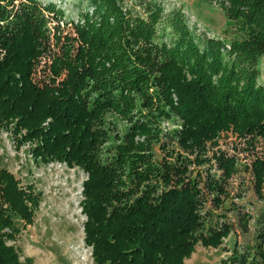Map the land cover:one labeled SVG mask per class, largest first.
I'll return each mask as SVG.
<instances>
[{"label": "trees", "instance_id": "trees-1", "mask_svg": "<svg viewBox=\"0 0 264 264\" xmlns=\"http://www.w3.org/2000/svg\"><path fill=\"white\" fill-rule=\"evenodd\" d=\"M88 1L92 11L61 42L49 27L51 15L64 16L59 6L0 0V128L18 149L32 144L35 161L88 174L82 207L95 264H185L197 245L218 248L232 233L227 221L209 225L212 212L204 208L225 202L239 159L222 149L208 156L209 145L223 132L252 144L264 130V87L255 65L264 57V0H219L240 30L228 42L196 37L180 11L166 15L157 2L142 16L121 0ZM165 17L173 25L168 40L158 27ZM47 54L50 73L41 80ZM109 112L129 128L122 136L117 130L115 151L105 157ZM174 117L179 126L166 137L179 148L162 136V121ZM157 143L165 153L160 160ZM193 162H213L217 171L210 166L195 174ZM262 166L254 169L258 190ZM40 204L38 193L0 169V264H32L9 241L21 232L15 217L33 225ZM222 264L260 262L235 252Z\"/></svg>", "mask_w": 264, "mask_h": 264}, {"label": "rangeland", "instance_id": "rangeland-1", "mask_svg": "<svg viewBox=\"0 0 264 264\" xmlns=\"http://www.w3.org/2000/svg\"><path fill=\"white\" fill-rule=\"evenodd\" d=\"M39 1L43 4L52 2L64 11V16L58 18L51 15L52 21L49 22L52 34L62 35L61 42L67 34L75 36L76 25L84 19V11L93 9L88 0ZM151 2L161 4L166 15L172 16L180 11L186 25L198 38L212 37L228 42L240 37L238 25L225 14L219 0H121L125 10L142 16L147 15V6ZM158 27L166 28L167 33L161 39L168 40L173 30L172 23L165 17ZM52 43L58 50L59 43L54 44V38ZM49 62L47 54L37 73L41 80L48 79ZM255 65L260 70L259 84L264 87V57ZM175 118L165 119L161 123L163 141L171 148H179L175 140L166 137V133L179 126ZM107 123L111 126L112 138L103 147L105 157L115 151L119 141L116 138L117 130L122 136L129 128V123L115 112L107 114ZM260 131L252 144L231 132H223L217 144L209 145L208 156L222 149L239 159L240 170L228 181L230 195L225 202L216 206L209 201L204 208V212H212L208 216L209 225L216 226L227 221L232 225V233L218 248L197 245L185 264H222L235 252L248 253L251 258L255 257L260 264H264V186L261 190L255 187L254 170L262 163L264 174V130ZM160 146L161 143L155 145L159 160L165 154ZM32 147V144H28L18 149L12 134L0 128V169H9L25 188L30 187L41 197L33 225L25 226L22 218H18L20 216L15 217L21 232L9 244L15 245L22 261L31 259L32 264H95L93 249L85 242L84 224L87 217L82 207L83 183L88 174L78 166L72 168L65 163L37 162L31 155ZM210 166L212 172L217 171L213 162L192 164L195 174L198 170L205 173Z\"/></svg>", "mask_w": 264, "mask_h": 264}, {"label": "bare ground", "instance_id": "bare-ground-1", "mask_svg": "<svg viewBox=\"0 0 264 264\" xmlns=\"http://www.w3.org/2000/svg\"><path fill=\"white\" fill-rule=\"evenodd\" d=\"M45 258V257H44Z\"/></svg>", "mask_w": 264, "mask_h": 264}]
</instances>
